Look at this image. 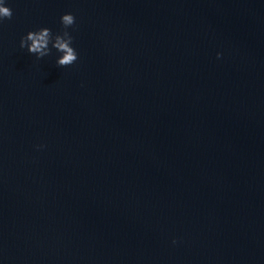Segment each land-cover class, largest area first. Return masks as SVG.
Here are the masks:
<instances>
[{"label":"water","instance_id":"obj_1","mask_svg":"<svg viewBox=\"0 0 264 264\" xmlns=\"http://www.w3.org/2000/svg\"><path fill=\"white\" fill-rule=\"evenodd\" d=\"M8 3L0 264H264V0Z\"/></svg>","mask_w":264,"mask_h":264},{"label":"clouds","instance_id":"obj_2","mask_svg":"<svg viewBox=\"0 0 264 264\" xmlns=\"http://www.w3.org/2000/svg\"><path fill=\"white\" fill-rule=\"evenodd\" d=\"M13 15L12 8L8 0H0V23L7 19H11ZM76 17L71 12L60 15L59 22L61 28L57 32H53L48 27H38L27 31L19 39V47L25 49L28 54L33 55L36 60H40L50 54L55 56V64L59 67L73 65L78 60V52L73 45L74 37L69 29L74 30ZM217 58L222 54L217 52ZM38 149L44 145H37ZM176 239L172 240V244H176Z\"/></svg>","mask_w":264,"mask_h":264}]
</instances>
